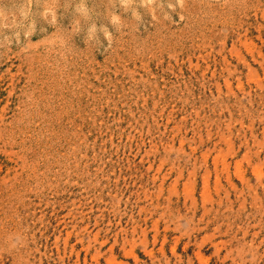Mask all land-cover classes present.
Instances as JSON below:
<instances>
[{
	"label": "rangeland",
	"instance_id": "obj_1",
	"mask_svg": "<svg viewBox=\"0 0 264 264\" xmlns=\"http://www.w3.org/2000/svg\"><path fill=\"white\" fill-rule=\"evenodd\" d=\"M0 264H264V0H0Z\"/></svg>",
	"mask_w": 264,
	"mask_h": 264
}]
</instances>
